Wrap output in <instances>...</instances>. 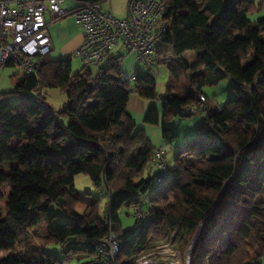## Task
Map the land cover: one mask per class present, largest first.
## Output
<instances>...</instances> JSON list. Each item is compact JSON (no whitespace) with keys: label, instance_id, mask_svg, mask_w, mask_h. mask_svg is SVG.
<instances>
[{"label":"trees","instance_id":"trees-1","mask_svg":"<svg viewBox=\"0 0 264 264\" xmlns=\"http://www.w3.org/2000/svg\"><path fill=\"white\" fill-rule=\"evenodd\" d=\"M160 1L169 22L156 52L157 67L171 72L165 94H159L155 77L140 70L134 82L127 81L113 53L96 70L84 66L75 75L71 59L48 55L39 72L16 76L15 93L22 100L0 104V264H64L69 253L103 264L88 244L111 231L120 240L116 264H138L165 229L173 232L174 247L184 248L199 233L190 264H261L264 18L249 19L250 0L230 7L228 0ZM188 51L203 56L191 63ZM227 77L236 81V95L211 113L204 87ZM45 86L67 92L62 110L32 94ZM134 91L143 99H160L161 110L150 107L144 120L160 126L167 144L177 137L172 119L184 116L185 106H197L202 95L207 98L200 135L184 143L160 189L150 170L156 147L128 109ZM80 173L108 196L107 216L101 199L77 191ZM54 204L72 216L70 223L57 221ZM137 205L150 210L151 222L136 220L141 229H124L120 211L127 207L132 216ZM51 242L65 247L63 258L42 249Z\"/></svg>","mask_w":264,"mask_h":264},{"label":"built area","instance_id":"built-area-1","mask_svg":"<svg viewBox=\"0 0 264 264\" xmlns=\"http://www.w3.org/2000/svg\"><path fill=\"white\" fill-rule=\"evenodd\" d=\"M70 1L75 4L70 6ZM164 10L160 0H129L124 17L105 9L103 3L0 0V67L11 63L27 76L39 72L43 59L52 52L49 26L62 18L75 15L85 35L76 52L84 66L96 68L103 65L113 51L122 46L127 52L136 55L142 65L139 69L141 72L157 79L160 74L156 65L157 42L169 27V22L164 19ZM120 64L121 60L118 61V65ZM138 71L125 79L134 82ZM206 109L207 98L202 95L197 106H185L182 114L192 116ZM172 149L170 144L163 143L156 148L151 159L150 170L155 173L157 189L162 188L171 176L172 166L166 154ZM131 211L135 220L151 222L150 210H146L144 206H134ZM103 215L107 216L106 211ZM88 247L96 250V257L103 264H116L120 240L114 231L103 240L89 243ZM71 254L73 253L67 254L64 264Z\"/></svg>","mask_w":264,"mask_h":264},{"label":"rangeland","instance_id":"rangeland-1","mask_svg":"<svg viewBox=\"0 0 264 264\" xmlns=\"http://www.w3.org/2000/svg\"><path fill=\"white\" fill-rule=\"evenodd\" d=\"M253 2V7L248 13L249 19L256 23L259 19L264 18V0H250ZM129 0H109L104 2V8L112 11L115 15L119 17H124L127 13V6ZM227 7L234 5L235 0H228ZM74 2H69L70 6H73ZM57 31L54 34L55 47L51 53V57L55 60L60 59H71L72 60V74L75 75L83 70L84 64L81 58L77 55L76 50L70 46L76 39H78L82 34L83 30L81 25L78 23L75 15H70L62 18L55 22ZM125 50V49H124ZM119 49L121 53H124L125 60L123 64L121 62L120 69L123 72L124 77H131V75L136 72L139 67L136 55L128 53ZM115 51V50H114ZM113 51V52H114ZM191 51H188L187 57H191ZM115 58L119 57V52L114 53ZM197 55L193 57L192 63L196 62ZM196 59V60H194ZM252 58L244 62L247 65ZM122 61V57L120 58ZM93 70H96L93 68ZM160 74L157 77V90L159 94H165L167 81L166 78L169 75V69L165 66L160 67ZM21 74V70L18 66L5 65L0 67V104L9 102L12 104L18 103L22 100L18 94H16V76ZM237 85L236 81L232 77H227L223 79L218 84L207 85L204 87L205 92L209 95V112H216L220 106L226 104V102L236 95L234 87ZM43 94L47 99L48 103L51 105L52 110L60 111L64 108V105L68 102L67 92L61 87H42ZM133 95L136 92H132ZM149 104H157L159 106L160 100L145 99ZM208 112L199 111L193 116H176L172 119L173 128L177 134V137L168 143L173 145L174 150L167 153V159L169 163L173 164L178 153L181 151L184 143L192 138H196L200 135L199 124H202L206 120ZM133 115L137 123L138 128H145L148 136L152 140L153 145L158 148L162 144L161 128L156 124H147L144 120L145 114L141 110H133ZM189 158V157H187ZM192 159V158H191ZM240 166L236 170L239 173ZM76 189L79 192L85 193L91 191L95 198L101 199L102 214L107 206L108 196L101 193V190L97 189L91 180V178L85 174L80 173L75 179ZM106 193V192H105ZM140 199L145 205H148L146 201V196L141 195ZM148 200V199H147ZM258 201L264 203V192L259 196ZM53 209L56 212L57 221L60 223H70L72 221V216L62 209L59 205L54 204ZM121 226L124 229L132 228L134 230H139L142 226L137 225L136 220L129 215V209L127 207L123 208L120 213ZM173 237V232H168L165 229L163 233L152 239V246L143 253L138 258V264H190V248L194 239L187 246L174 247L171 245V238ZM195 246V245H194ZM42 249L55 257L63 258L65 247L61 244L51 242L42 247ZM4 254L0 255L2 258ZM95 261V258L84 253H78L76 255L71 254L67 264H87ZM261 264H264V255L261 259Z\"/></svg>","mask_w":264,"mask_h":264},{"label":"crops","instance_id":"crops-1","mask_svg":"<svg viewBox=\"0 0 264 264\" xmlns=\"http://www.w3.org/2000/svg\"><path fill=\"white\" fill-rule=\"evenodd\" d=\"M107 1H109V0H107ZM145 1V0H144ZM75 4V3H74ZM73 4V5H74ZM104 5V4H103ZM127 13V12H126ZM55 24V22L54 23H52L50 26H49V29H48V31H49V34H50V36H51V39H52V51H53V49H54V47H55V39H54V34H55V32L57 31V29H56V26L54 25ZM82 30H83V28H82ZM84 38H85V35H84V31H83V34L78 38V39H76L73 43H71L70 44V46L72 47V48H74V50H76V52H77V49H78V47L83 43V41H84ZM119 49H122V50H124V48L122 47V46H119V47H117L116 49H115V51L113 52V55H114V53L116 52H119V57L118 58H121L122 57V64H123V61L125 60V56H124V53H121L120 51H119ZM125 51V50H124ZM192 53H191V57H187V53L188 52H186L185 53V56L187 57V59H188V61L189 62H191L192 63V61H193V57H195L196 55H197V60L196 59H194V60H196V62L197 61H199L201 58H202V56H203V52L202 51H191ZM52 53V52H51ZM129 53V52H128ZM131 54H133V53H131ZM51 55V54H50ZM135 55V54H134ZM115 56V55H114ZM137 58V57H136ZM137 61H138V59H137ZM138 65H140L139 64V62H138ZM122 66V65H121ZM120 66V67H121ZM139 69H141L140 67H139ZM138 69V70H139ZM137 70V71H138ZM135 73V72H134ZM170 76H171V72L169 71V75H168V77L166 78V81H167V83H168V81H169V78H170ZM205 91V90H204ZM40 93V96L43 98V100H44V102H45V104L47 105V106H49L50 108H51V105L48 103V101H47V99L45 98V96H44V94H43V90L42 89H37V90H35V91H33L32 92V94H35V95H37V94H39ZM208 95V94H207ZM20 96V95H19ZM209 96V95H208ZM20 97H22V96H20ZM65 106V105H64ZM153 106H157V107H159V109L161 110V105L159 104V106L157 105V104H149L145 99H143L142 97H140L137 93L135 94V95H133V94H131V96H130V100H129V104H128V109H129V111L131 112V114L133 115V110H135V109H138V110H141V112L142 113H144L145 115L147 114V112H148V110L150 109V107H153ZM52 109V108H51ZM133 117H134V115H133ZM134 119H135V117H134ZM204 122V121H203ZM201 126V124H199V127ZM199 127H198V129H199ZM162 136V135H161ZM161 141H162V144L165 142V140H163V138L161 139Z\"/></svg>","mask_w":264,"mask_h":264},{"label":"water","instance_id":"water-1","mask_svg":"<svg viewBox=\"0 0 264 264\" xmlns=\"http://www.w3.org/2000/svg\"><path fill=\"white\" fill-rule=\"evenodd\" d=\"M198 234H199V233H198ZM198 234H197V236L194 238V241H193V243H192V247L190 248V258H191V256H192L193 248H194V245L196 244V240H197Z\"/></svg>","mask_w":264,"mask_h":264},{"label":"bare ground","instance_id":"bare-ground-1","mask_svg":"<svg viewBox=\"0 0 264 264\" xmlns=\"http://www.w3.org/2000/svg\"><path fill=\"white\" fill-rule=\"evenodd\" d=\"M166 181H167V180H166ZM166 181H165V182H166ZM164 184H165V183H164Z\"/></svg>","mask_w":264,"mask_h":264}]
</instances>
